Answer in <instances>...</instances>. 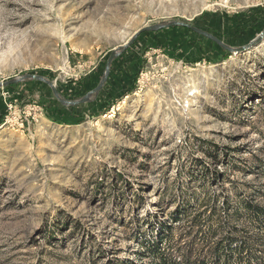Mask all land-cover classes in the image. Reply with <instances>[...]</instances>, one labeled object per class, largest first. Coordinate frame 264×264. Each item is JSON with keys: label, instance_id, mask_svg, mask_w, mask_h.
Instances as JSON below:
<instances>
[{"label": "rangeland", "instance_id": "1", "mask_svg": "<svg viewBox=\"0 0 264 264\" xmlns=\"http://www.w3.org/2000/svg\"><path fill=\"white\" fill-rule=\"evenodd\" d=\"M173 20L239 46L264 27V0H0V81L38 74L77 100L112 50ZM124 51L133 80L83 103L37 79L0 86V264L148 262L143 238L161 228L195 251L236 230L232 264H264V39L229 52L174 25Z\"/></svg>", "mask_w": 264, "mask_h": 264}, {"label": "trees", "instance_id": "2", "mask_svg": "<svg viewBox=\"0 0 264 264\" xmlns=\"http://www.w3.org/2000/svg\"><path fill=\"white\" fill-rule=\"evenodd\" d=\"M130 46L125 49V51L129 50ZM119 57H116L112 61L106 83L110 81L111 84H116L115 86H117V88H124L128 86L130 81H132L134 78V76H132V74L128 72V70H132V67L135 66L137 59H133L126 67L120 69V65L118 64ZM118 67L119 75L117 74L116 77H114L113 71H116ZM239 200H241V198ZM241 202L248 212L253 213L251 214L252 217L256 219L259 217L260 209L258 207L252 206L246 201H239L240 204ZM228 203L229 200L226 197L223 200L225 209L228 208ZM179 209V215L174 218L179 219L182 216L187 217L189 215L185 211L186 208L180 207ZM199 211H195L194 215L192 216L189 227L191 230H188L186 232L187 235H190L192 233L194 227L199 228L202 221ZM237 211L238 210H236V213ZM236 213L233 214L229 212L228 216L230 218H235L236 216H238L236 215ZM215 215L216 214L214 210L211 214L207 215L208 220L210 219L214 221ZM218 231L219 227L216 226L215 228H213L211 231L212 237H215L218 234ZM236 234L237 231L231 229L229 231H226V233L220 239H217L213 242L204 241V236L199 237L198 235H192L193 238L196 239V241H199L200 244L202 243L201 241H204L206 245V249L201 248V250L195 251L196 248H193L196 246L194 240H192L193 242L188 241L184 248L180 247L179 245L176 246L171 240L172 235L169 236V231H167V228H161L158 239L154 237L143 238V250L138 252V254L141 255V258H150V261H141L139 263L131 261L127 264H232L234 256H237L238 259L242 258V254L244 251L243 249L247 244H245V242L242 241V239H240ZM250 258L251 256L246 258L244 264H252Z\"/></svg>", "mask_w": 264, "mask_h": 264}, {"label": "water", "instance_id": "3", "mask_svg": "<svg viewBox=\"0 0 264 264\" xmlns=\"http://www.w3.org/2000/svg\"><path fill=\"white\" fill-rule=\"evenodd\" d=\"M174 25L187 27V28H189V29H191V30L203 35V36H206V37L210 38L211 40L215 41L222 48L226 49L229 52L238 53V52L247 51L248 49L258 45L262 41V39H264V27L253 38H251L247 43L239 45V46H233V45H229V44L225 43L224 41H222L221 39L212 35L211 33L206 32L202 29H199V28H197V27H195V26H193L190 23L185 22V21L173 20V21H168V22L155 23V24H151V25H145V26L139 28L137 31H135L132 34V36L125 43L117 46L114 50H112L110 52L109 56L107 57L105 67H104V71L101 75V78H100L98 84L93 89L88 91L85 95H83L81 98H79L77 100H67V99L62 98L60 96L58 90L54 86V84L50 80L46 79L44 76L38 75V74H24L22 76H19V77L12 79V80L3 81V82L0 81V86H6L10 83H13L16 81H22L24 79H37V80H41V81L46 82L51 87V90H52L54 96L62 104L74 105V104L86 102L90 99V96L92 94H96L101 89V87L104 85V83L107 80V77L109 75L110 66H111L112 61L117 56H119L125 49H127L142 32H144V31H156V30L163 29V28H166L169 26H174Z\"/></svg>", "mask_w": 264, "mask_h": 264}]
</instances>
